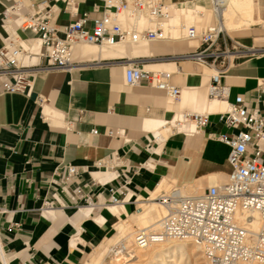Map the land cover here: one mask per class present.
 Listing matches in <instances>:
<instances>
[{
	"label": "crops",
	"instance_id": "0c3cea01",
	"mask_svg": "<svg viewBox=\"0 0 264 264\" xmlns=\"http://www.w3.org/2000/svg\"><path fill=\"white\" fill-rule=\"evenodd\" d=\"M15 1L0 0V35L2 12ZM20 1L24 14L29 4L41 0ZM167 1L204 11L202 18L194 20L197 27L209 18V0ZM76 2L78 14L86 11L93 17L100 11L97 0ZM252 4L254 21L262 23L227 31L234 33L230 39L242 53L223 74L221 84L226 88V102L242 96L247 105L264 109V102L257 100L258 83L264 82V0H252ZM55 8L51 22L58 27L77 17L69 15L62 2H56ZM183 12L174 15L184 23ZM21 36L32 43L35 38L29 30ZM162 41L173 43L147 53L174 55L197 46L195 40ZM132 55L130 44L111 48L79 45L75 60L88 62L67 71H36L27 94L0 91V251L6 264H85L89 252L112 234L119 220L142 211L141 201L163 180L184 186L204 182L211 173L228 174L229 148L216 139L230 131L218 120L226 103L208 98L211 69L188 61L153 62L173 72L172 82L181 94L172 102L145 82L125 84L124 61ZM205 109L210 114L201 131L183 132L191 128L188 125L177 131L170 128L180 112ZM67 122L69 129L65 128ZM165 122L168 125L160 128ZM93 127L95 134L90 132ZM112 153L123 163L111 170L96 166ZM67 164L76 166L78 174L64 187L51 183L53 177L58 179L53 171ZM76 187L93 198L94 207L70 199ZM112 188H120L117 195L125 197L120 204L125 211L119 215L110 211L112 205H105ZM46 200L53 209H42Z\"/></svg>",
	"mask_w": 264,
	"mask_h": 264
},
{
	"label": "built area",
	"instance_id": "2783aa9c",
	"mask_svg": "<svg viewBox=\"0 0 264 264\" xmlns=\"http://www.w3.org/2000/svg\"><path fill=\"white\" fill-rule=\"evenodd\" d=\"M209 1L214 23L197 27L181 22L177 26L176 37L172 35L171 20L174 13L183 8L167 0H97L100 11L93 17L86 11L78 14L76 0H53L52 3L41 0L29 4L24 14L20 10L25 6L17 0L2 12L1 92L27 94L36 71H67L88 62L75 60L74 50L79 44L111 48L173 38L195 40L198 44L192 50L162 55L158 59L191 61L211 69L208 98L224 99L226 103L225 109L218 112V120L230 131L216 136L229 148L227 161L230 170L226 181L211 185L198 195H181L176 186L168 191L161 190L153 199L166 208L159 229L136 230L129 243L120 238L108 248V256L125 260L134 254V249L142 246L168 239H189L199 245L210 264H264V109L247 105L242 96L226 102V88L221 84V78L231 64L239 61L242 51L222 25L221 11L225 0ZM56 2H62L64 10L71 16L77 15L76 19L62 27L54 25L51 21L56 13ZM25 30L35 35L34 41H39L38 53L31 50L32 42L21 36ZM227 40L231 42L230 47ZM172 74L165 70L145 69L142 57L124 61L126 85L145 82L164 92L173 102L179 98L181 89L172 82ZM257 93V100L264 102V82L258 83ZM180 114L181 119L177 123L194 124L193 130L187 128L183 132L195 133L207 124L210 111H184ZM165 125L168 123L161 124L160 128ZM65 128H70L69 122ZM170 128L178 130L173 125ZM90 132L95 134L97 129L93 127ZM122 163V158L112 153L108 158L97 161L96 166L111 170ZM77 174L76 166L64 165L53 171L58 179L53 177L51 183H63L64 187ZM117 193H121L120 188L110 189L105 205H120L125 200ZM69 196L73 202L86 207L96 204L82 187L74 188ZM42 209H53V204L46 200ZM254 214L260 222L257 231L252 228ZM0 263L6 264L1 251Z\"/></svg>",
	"mask_w": 264,
	"mask_h": 264
},
{
	"label": "bare ground",
	"instance_id": "6f19581e",
	"mask_svg": "<svg viewBox=\"0 0 264 264\" xmlns=\"http://www.w3.org/2000/svg\"><path fill=\"white\" fill-rule=\"evenodd\" d=\"M252 7H253L252 0H225L222 11H221V19H222V25H223L224 29L226 31H231L232 29L239 28L240 26L238 24H236L237 23L236 20H238V19H240L243 22H251V21L254 22ZM210 13H213L212 8L210 10ZM183 14H184L183 20H184V23L186 25L191 24V23L193 24L195 18H202L204 15L201 10H198V9L195 10L193 8L192 9L191 8L190 9L189 8L184 9ZM181 21H182V19L180 18V16L173 15V18L171 20V24L173 25L172 31L175 30L176 26L179 25L181 23ZM36 41L37 40H35L32 43V45ZM79 45H84V44H79ZM79 45H77V46H79ZM88 45H90V44H88ZM156 47L157 46L150 44L148 41H139L138 43L133 44V45L130 44L131 53H133V54L134 53H147V52L150 53V52L155 51ZM31 50L34 53H38L39 41H37V44L34 47H32ZM144 67L147 68V70L167 69L164 66L153 63V62L145 64ZM215 99H219V98H215ZM179 119H181L180 113L177 115L176 120H175L174 126L176 128H180V127L186 125L184 123H177V120H179ZM188 126L191 127L190 130L194 129V124H188ZM224 176L225 175H223V174L211 173V174L207 175V179H209L210 182L215 183V185H219L218 183H216V181L218 180V178H221ZM226 178H227V175H226ZM165 180H167V179H165ZM155 184H156V182H155ZM186 185L189 186L190 188H192L189 192H196V190H198V188L196 187L198 185L197 183L186 184ZM160 186H161V182L158 184V186L156 188H154L155 190L153 192H151L149 197L146 196L147 197L146 199H144V200L142 199L143 202L146 201L147 206L141 212H139L137 214V217H138L137 220H135L134 222H130L129 224L127 223L128 227L126 226V228L129 231L128 237L134 238V233L136 230H149L150 229L153 231H157L159 229L160 220H161V217L165 214L166 208L162 204L153 200L155 197V195H153V194L156 192V190ZM176 187H178V186H176ZM170 189H168V190H170ZM178 189H179L181 195H187V194L182 193V191L179 187H178ZM193 195H198V194H193ZM142 197H143V195H142ZM155 204L160 205V207L163 209V214L161 215V217L158 220L155 219V217H156L155 215L157 214V211H158L157 208L155 207ZM110 211L115 215H119L121 212L125 211V207L121 206V205L120 206L112 205L110 207ZM101 218L102 217L100 216L99 219H101ZM99 219H98V222L101 221ZM119 224L118 225L116 224L117 225L116 228L121 225V224L120 225ZM122 226H123V224H122ZM259 227H260L259 219H258L257 215L254 214L253 219H252V228H253V230L257 231L259 229ZM126 234L127 233H125V235ZM130 238H128L129 241L131 240ZM189 246H191L192 248H195L193 250V252H195V250L199 248L198 244H196L194 241L189 240V239H185V240L168 239L164 242L150 244L148 246H142L138 249L137 248L134 249L133 250L134 254H132L130 256L131 259L134 256L137 257V259L134 262H130L131 261L130 258H126L123 261L124 263H122V261H121V263L118 262L117 259H120V258H113V260L111 262L113 264H186V263H183V255H184V253H186L185 250H187L189 248ZM85 264H90V261H87Z\"/></svg>",
	"mask_w": 264,
	"mask_h": 264
},
{
	"label": "rangeland",
	"instance_id": "374dc122",
	"mask_svg": "<svg viewBox=\"0 0 264 264\" xmlns=\"http://www.w3.org/2000/svg\"><path fill=\"white\" fill-rule=\"evenodd\" d=\"M255 2H256V0H255ZM180 7H182L183 9H186V8L187 9L188 8L189 9L190 8L192 9V8H194V7H191L190 5H181ZM208 7L211 10V3H210V1L208 3ZM202 12L205 13L204 11H202ZM239 20L240 19L236 20V22H237L236 24H238L240 26L237 29L246 28V27H248L249 24H261L262 23V21H258V19H256L254 22L253 21H251V22H243V21H241V20L239 21ZM214 21H215L214 15H213V13H210L209 18L207 20L204 19L203 21H201L198 24V27H203V26H206V25H212L214 23ZM227 34L231 38L234 35L233 32H229V33L227 32ZM186 42H188V41H181V43H186ZM149 43L152 44V45H154V46L159 47L161 45H166V44L168 46H170L173 42H169V41L168 42H166V41H154V42H149ZM196 44H198V41H195L194 42V45H196ZM227 44L230 47V45H231L230 40H227ZM81 48H84V47L82 46ZM177 50H179V49H175V51H177ZM155 53H157V52H154V53H151V54H148V53H134L132 56H133V58L134 57H142L144 65L147 64V63H152V62L166 61L165 59H158V57H161V55H155ZM189 62L192 63V65H195L196 67L204 68L202 65H200L198 63L191 62V61H189ZM145 69H147V68H145ZM152 70H166V71H170L169 69H152ZM225 180H226V176L221 177V178H218V180L216 181V183L220 184V183L225 182ZM197 184L198 185L196 187L198 188V190H196V192H189L192 188H190L187 185H185V186H178V187L181 189L182 193L187 194V195H193V194H200V193H202L204 191V189L206 187H209L211 185H215V183L210 182L209 179L208 180L206 179L204 182H198ZM173 186H176L173 181L163 180L161 182V186L156 190V192L153 195L158 194L161 190H166L167 191L168 189H170ZM141 202H142L141 203V207H142V210H143L147 205H146V201H144V202L141 201ZM155 207L158 210L157 211V214L155 215L156 216L155 219L158 220L161 217V215L163 214V209L158 204H155ZM137 218H138L137 215H135V216H129V217H127L126 220H119L118 222L121 225L119 224L120 226H118L117 229H116V224L118 222L113 226V232H112V234L108 238H106L105 240H103V242H101L100 244L96 245L94 247V249H92V251L89 252V254L87 255V258L84 261V263L89 258L88 261H90V264H113L111 261L115 257L114 256L111 257V256H108L107 255L108 248L111 245H114L120 238H124L125 240H127L128 243L131 240H133V238L128 237V232L129 231L126 228V226L130 222H134L135 220H137ZM122 224H123V226L125 228L122 226ZM125 233H127V234L125 235ZM128 238H130L131 240L129 241ZM103 243H104V246L101 247L100 245L101 244L103 245ZM194 249L195 248H192L191 246H189V248L187 250H185L186 253H184V255H183V263H186V264H210L205 259L204 255H203V253H202V251L200 249V247L198 248L199 250L196 249L197 251L195 250V252H193ZM94 250H95V252H94ZM90 254H91V256L89 257ZM135 257L136 256L132 257V259L130 257H128V258H130V260H131L130 262H134L137 259V257L136 258ZM117 260H118L119 263H121V261H122V263H124L123 262L124 261L123 259H117Z\"/></svg>",
	"mask_w": 264,
	"mask_h": 264
},
{
	"label": "water",
	"instance_id": "95a60500",
	"mask_svg": "<svg viewBox=\"0 0 264 264\" xmlns=\"http://www.w3.org/2000/svg\"><path fill=\"white\" fill-rule=\"evenodd\" d=\"M33 97H34V94L31 95V98H33Z\"/></svg>",
	"mask_w": 264,
	"mask_h": 264
}]
</instances>
